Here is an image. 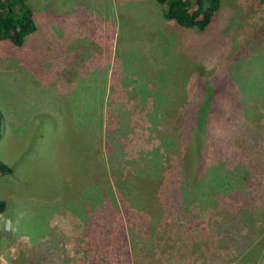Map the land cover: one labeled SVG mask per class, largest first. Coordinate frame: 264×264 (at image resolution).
Masks as SVG:
<instances>
[{
	"label": "rangeland",
	"instance_id": "374dc122",
	"mask_svg": "<svg viewBox=\"0 0 264 264\" xmlns=\"http://www.w3.org/2000/svg\"><path fill=\"white\" fill-rule=\"evenodd\" d=\"M27 4L36 29L19 45L0 40V161L12 169L0 174V257L12 247V264H71L90 254L89 231L116 242L114 212L96 194L109 170L92 184L84 162L96 124L109 126L125 175L160 144L151 118L163 97L192 86L218 87L228 103L263 92L264 0H220L205 32L163 19L156 0ZM183 68L209 77L188 82ZM157 198L163 225L140 231L133 264H264V173L252 201L213 185Z\"/></svg>",
	"mask_w": 264,
	"mask_h": 264
},
{
	"label": "trees",
	"instance_id": "16d2710c",
	"mask_svg": "<svg viewBox=\"0 0 264 264\" xmlns=\"http://www.w3.org/2000/svg\"><path fill=\"white\" fill-rule=\"evenodd\" d=\"M156 1L161 5L163 19L199 32L211 28L220 8V0ZM35 29L27 0H0V40L19 45ZM183 73L185 76V69ZM195 75L209 77L201 71H190L188 76L194 79ZM189 78L185 76L188 82ZM212 87L198 90L192 86L191 94L186 89L184 98H180L181 90L176 99L172 93L171 104L163 97L151 118L160 144L149 157L143 156L133 169H127L125 175L121 172L127 161L116 150V140L108 134L109 126L103 132L100 123L96 124L98 147L89 153L94 155L91 162L90 156L84 162L93 171L95 180L89 178L92 171L87 173L92 184L109 170L111 181L105 175L101 184L96 183V194L106 200V210L114 212L116 242L113 247H105L109 244L105 238L94 242L89 231L88 243L93 245L89 247L90 254L71 264H133L132 253L139 247L140 231L163 225L165 210L157 197L167 189L179 188L180 198L186 199L199 196L210 185L218 191L237 187L253 200L256 182L264 173V91L248 93L228 103L222 101L219 88ZM1 125L0 112V137ZM114 167L119 168L116 177ZM11 173V167L0 161V174ZM5 208V200L0 199V214Z\"/></svg>",
	"mask_w": 264,
	"mask_h": 264
},
{
	"label": "crops",
	"instance_id": "0c3cea01",
	"mask_svg": "<svg viewBox=\"0 0 264 264\" xmlns=\"http://www.w3.org/2000/svg\"><path fill=\"white\" fill-rule=\"evenodd\" d=\"M97 123V122H96ZM13 248L11 247L10 250L8 247L4 248V255L3 258L0 257V264H12V262L16 259V255H13Z\"/></svg>",
	"mask_w": 264,
	"mask_h": 264
}]
</instances>
